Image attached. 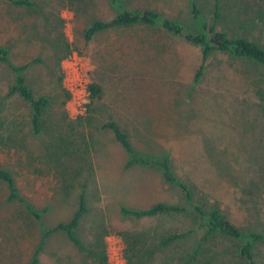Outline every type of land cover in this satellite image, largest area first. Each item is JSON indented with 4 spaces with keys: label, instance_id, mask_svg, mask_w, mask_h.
I'll use <instances>...</instances> for the list:
<instances>
[{
    "label": "rangeland",
    "instance_id": "rangeland-1",
    "mask_svg": "<svg viewBox=\"0 0 264 264\" xmlns=\"http://www.w3.org/2000/svg\"><path fill=\"white\" fill-rule=\"evenodd\" d=\"M144 2L168 17L183 20L190 29H198L189 0ZM234 2L223 1L220 28L231 35L246 34L264 46V7L241 19ZM198 3L205 17L212 20L213 0ZM51 6L50 14L64 21L58 22L61 24L57 30L51 23L42 33L54 40L63 30L76 47L62 60L63 86L82 79L88 83L94 80L102 86L103 96L97 103V112L87 113L89 99L79 89L63 105L57 83L59 56L37 40L34 27L21 36L16 24L7 21L10 10L17 15L18 8L1 2L0 43L8 46L16 62L41 58L26 75L35 90L53 98L44 130L56 127L62 135L77 136L78 147L83 150L82 174L66 190L62 179L42 159L51 146L49 132L32 133L28 106L14 99L7 102L3 114L18 121L25 139L21 151L0 153V160L22 172L17 175L18 185L37 208L45 209L47 225L55 226L72 217L87 178L89 211L81 221L79 235L90 244L107 229L105 240L113 264H128L125 240L118 231L148 227L167 230L173 224L181 225L171 216L126 219L120 215L122 201L136 205L159 200L178 203L183 195L179 188L167 184L159 171L126 166L128 154L114 134L102 127L111 119L129 131L139 150L169 151L176 171L190 183L197 201L206 207L218 205L246 231H264V66L215 52L197 80L201 50L183 38L147 26L104 31L85 43L83 29L88 20L113 15L107 2L92 0L88 10L80 12L56 2ZM26 20L34 26L38 22L30 12ZM5 78L0 74L3 92L8 83ZM80 116L88 119L78 120ZM30 163L35 167L28 170ZM247 168L250 170L245 173ZM0 188L3 192L1 184ZM18 209L11 203L0 206V264H27L38 243L40 233L34 222V227L26 225L17 231V215H21ZM195 239L188 240L185 246L191 248ZM210 246L213 253L219 251L223 263L233 264L232 243L212 240ZM255 254L259 264H264V242L257 245ZM161 255L154 264H163ZM39 257V264H100L96 256L82 251L60 231L50 236Z\"/></svg>",
    "mask_w": 264,
    "mask_h": 264
},
{
    "label": "trees",
    "instance_id": "trees-1",
    "mask_svg": "<svg viewBox=\"0 0 264 264\" xmlns=\"http://www.w3.org/2000/svg\"><path fill=\"white\" fill-rule=\"evenodd\" d=\"M113 10V15L105 19L103 17H93L83 29L85 43H90L98 34L109 30H124L134 27L155 26L162 28L166 33L183 38L190 45L201 50L202 63L196 72V79L199 80L205 70V65L209 57L220 52L226 55L258 63L264 66V46L250 36L242 33L231 35L227 30L220 28V20L224 15V0H213L214 18L208 19L201 10L198 0H189L193 14V20L197 30L190 29L187 24L176 18L168 17L158 10L146 5L144 0H104ZM144 3H143V2ZM6 6L17 7V15L12 14L7 21L14 23L19 28L20 35L28 33L33 29L35 36L40 43L50 46L58 57L57 62V83L60 88L62 104L66 105L72 98V93L63 85L64 69L62 60L71 55L76 47L62 30L57 37L48 39L43 31L51 26L58 29L63 23V19L54 16L51 4L57 3L60 7H70L77 12L87 11L92 0H0ZM239 8V16L242 19L244 14L250 11H259L264 7V0H235L234 4ZM36 16L38 22L34 26L26 20L28 13ZM258 13V12H257ZM0 9V20H1ZM55 17V18H54ZM54 18V19H53ZM53 20V21H52ZM198 22V23H197ZM1 23V22H0ZM58 23V24H57ZM42 44V45H43ZM41 58L37 57L24 63L16 62L11 57L8 46L0 43V74L6 77L8 83L4 92L0 90V153H15L21 151L24 142L22 128L18 121L3 114V111L10 100H17L28 106L31 131L35 135L49 132L50 148L42 157L45 163L54 171L56 176L62 179L64 189L70 190L79 176L82 174V167L85 163L82 151L78 147V138L75 135L63 134L62 131L54 127L51 131L45 129V116L53 106V98L45 93L39 92L29 83L27 71L30 66ZM5 78V80H6ZM89 97L87 113L98 111L97 103L102 99V86L92 80L89 83ZM6 90V91H5ZM64 116L69 119L68 112L64 111ZM88 119L80 116L78 120ZM102 127L110 130L115 140L128 154L127 167L138 165L144 168L155 169L162 174L167 184L180 189L183 195L182 202H168L159 200L151 204L136 205L129 202L119 203V212L123 218H164L171 216L180 221L181 225L173 224L167 230L157 228H145L135 231H118L125 240L124 254L128 264H154L155 258L160 254L164 257L163 264H227L220 260L219 251L213 253L210 246L212 240H227L233 244L232 249L235 256L232 258L233 264H259L256 260V247L264 242V231L255 229L245 230L238 225L229 215L218 206L206 207L194 197L193 188L189 182L184 180L176 171L167 150L161 152L139 150L129 131L118 121L108 120ZM71 129H74L71 126ZM20 149V150H19ZM15 151V152H14ZM264 154V150L261 155ZM260 155V156H261ZM251 156L250 158H252ZM78 164V165H77ZM35 167L30 163L28 170ZM37 168V167H36ZM250 168H247L244 172ZM37 171H40L37 168ZM10 164H5L0 160V206L5 204H15L18 206L17 231L26 227H34L33 222L39 229V239L37 246L27 264H39L41 250L45 248L50 236L57 232H64L71 242L82 251H88L97 257L100 264H113L109 260L107 242L104 234H97L95 241L86 244L79 235V227L85 214L89 211L87 198V183L82 184L79 196V205L72 217L68 221H60L55 226L47 225L44 219L45 209L37 208L21 191L17 182V175H20ZM246 176V175H245ZM62 188V187H61ZM37 229V228H36ZM191 248L185 246L188 240L195 238ZM7 238L6 241H8ZM183 243V244H182ZM181 246V250L178 247ZM183 246V247H182ZM218 247L219 244H216ZM222 247V246H221ZM172 248L171 254L168 250ZM218 250V249H217ZM166 253V254H165Z\"/></svg>",
    "mask_w": 264,
    "mask_h": 264
},
{
    "label": "built area",
    "instance_id": "built-area-1",
    "mask_svg": "<svg viewBox=\"0 0 264 264\" xmlns=\"http://www.w3.org/2000/svg\"><path fill=\"white\" fill-rule=\"evenodd\" d=\"M68 59V58H67ZM89 83L82 79L79 80V82L71 84V86H67L66 88L72 93L75 94L76 90H81V93L83 94L84 97H89ZM75 98V97H74Z\"/></svg>",
    "mask_w": 264,
    "mask_h": 264
}]
</instances>
